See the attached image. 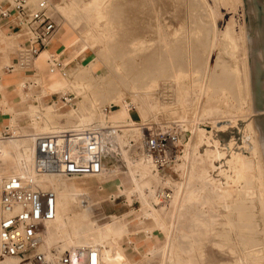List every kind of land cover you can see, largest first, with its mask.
I'll return each instance as SVG.
<instances>
[{
    "label": "rangeland",
    "instance_id": "rangeland-1",
    "mask_svg": "<svg viewBox=\"0 0 264 264\" xmlns=\"http://www.w3.org/2000/svg\"><path fill=\"white\" fill-rule=\"evenodd\" d=\"M90 1L94 3L93 6H90ZM49 2L51 4L52 16L58 22L56 32L64 30L65 36L69 39L78 38V36H80L88 44V48H86L83 54H79L75 61L73 60V62L66 64V75H61L57 71L48 72L45 69H41L38 65L34 66V71L27 69L30 75H23L21 73L23 70L21 69L15 70L14 73L19 74L17 81L21 79L23 82L28 79L34 81L36 77L40 76L48 78L51 75L57 74L55 79L62 80L64 83L62 85L66 87L63 92L71 91L73 93L72 90L75 88L79 90L78 95L75 93L73 94L75 96L74 105L80 106V113L79 111H74L76 109H74V105H63L62 103H60L62 109L61 113L50 110L49 107H51V104H53V102H58L56 94H53L51 95L52 98L47 102L46 99L49 96L43 97L45 99L43 101L41 98L38 99V107H42L45 103H49L48 105L50 106L46 105L42 107L43 109H39L37 112L34 111L37 114H31L32 117L29 124L24 123L28 121L26 115L16 116L18 114H14L15 118L11 120L10 125H16V127H18V136L4 142L0 151V158L3 157L8 165L13 162L16 154L11 147L13 140H22L25 137H30V135L43 130L42 126H51L55 130L81 128L78 122L81 116L89 117L90 122H98L100 120V115L108 116L109 114L110 108L107 112H102L100 111V106L108 104L107 101L111 98V96H108V93H113L112 91L115 85L117 90H114V92L124 94L126 97L128 95L132 96V94H130L132 91H130L124 81L127 72L125 73L126 67L124 65L126 59H123L125 55H122V53L125 52L123 49H126V37H128L127 34L129 33L127 17H129L130 12L127 5L123 3V9H116L117 13L115 9H106L109 0H49ZM142 2L146 10L142 12V16L144 19L148 16L150 20L148 21L147 18V22L146 20L144 21V25L146 24L147 38H149L148 40L156 39L154 41L157 43L161 40L159 43L166 44L164 45V48L167 47L166 49H168L172 43H174L172 46L176 47L178 44L183 45V42L191 49V45L193 47V42H197V40H194L195 36L193 32L196 31V28L207 31L211 27H215L216 29H214L216 32L221 31L226 24L223 19L226 21V18L230 16H222V13L225 11L224 9L232 11L235 29L239 28V30H242L240 50L233 52V55H231L232 45L228 44L226 38L220 39L218 37L217 39H220V42L217 44V48L214 51L211 50L212 52L210 51L208 53L207 59L208 66L211 67L212 64L215 63L214 60H216V57L219 55V62L223 63L225 66L228 65L231 70L234 71L236 78L238 69L241 74H243L246 68L247 74L245 76L249 88L248 102L246 101L242 104L238 101L239 95H237V97L234 95V93L239 94L238 87L235 89L236 85L229 88L231 91L223 89V91H226V94L221 91L224 97L227 96L228 98H224L221 92L218 94L214 93L213 87L211 88V85L208 83V76L211 70L209 71V69L206 68V80L204 79V84L206 85L207 83L206 87L208 92L203 97V100L199 102L197 105L198 107L192 104L187 106L183 105L184 107L179 108L177 113L173 109H159L152 114H148V116H150H147L145 124L160 128L176 127L179 132V144L176 155H179V150L183 146L181 143V135L184 130L181 131L182 129L178 127V116H183L185 118L184 120L188 122V129H190L192 118L194 117L195 120H193L194 122L192 123H195L198 128L206 133L207 139L197 138V130H195L194 134H192L190 144H192V146H198L202 152L206 147L212 146L211 144H216L220 154V157L211 160L214 168L210 170V174L214 179L220 182L223 187L229 190L230 195L224 198H213L212 195H208L205 199L207 214L202 212L192 214L189 212V215L185 217L184 222L181 223V227L184 229L185 233H191L190 227H193L195 223L201 225V227L195 232L198 238H195L196 240L193 246H189L187 240H184V243L181 242L180 248L183 249L180 251L181 258H183L182 264H232L233 260L229 259L230 255H235L237 252L241 253L253 250L256 253L250 258L252 262L254 264H264V126L258 105L251 37L245 0H142ZM85 3L89 4V6H83ZM60 5H63L65 11H67V13L70 12L71 16L78 18L76 25L71 26L69 24L66 13L56 11L54 6ZM147 25H149V27ZM151 27H154V29ZM113 32L115 33L113 34ZM119 35L123 36L120 37ZM154 35L157 37H153ZM5 38H7L6 35H0V39H2L4 44H6L7 40H5ZM11 38H14V35ZM201 38H198L200 45L205 44L207 38H203V36H201ZM9 39L10 38H8L7 41H9ZM181 39L184 40L181 41ZM119 41L124 44L118 43ZM114 43H116V45H114ZM119 45H123L124 47L122 49V46H120L117 52L120 49L121 51L123 50V52L119 51L117 55L115 49H117L116 46L119 47ZM5 46H7V44ZM109 47L111 50H109ZM106 50L109 51V54L115 51L113 52L115 55L110 54L112 58H106L108 57ZM121 55L123 58H121ZM156 55L157 53L155 56ZM155 56L153 57L158 58V55L157 57ZM61 57L62 56H60V58ZM119 57L120 60H116ZM121 59L123 60L121 61ZM82 64H84V66L77 71V74L73 76L70 75ZM122 64L124 66H122ZM1 65L2 64H0V67ZM192 70L195 71L194 69ZM192 70L190 72L176 71V75L171 78L176 80V83H172L174 90L169 88L171 87L169 84H165V86H163L164 94H162L161 87L159 88L160 91L153 95L152 99L166 101L173 99L175 102V100L179 98L178 96L182 90L187 86L191 88V86H193L192 81L199 77L200 74L197 72L193 73ZM216 72H219V70ZM0 74L1 76L3 75L2 69H0ZM116 76H119L117 80ZM177 76H179V78H177ZM120 77H122L123 80ZM97 78H99V80ZM100 79L102 81H100ZM99 82H103L102 86ZM117 82H119L120 85ZM42 83L44 82L42 81ZM117 85L120 87L118 88ZM103 88L108 92L106 91L107 93L105 92L106 94L104 93V95L101 96L104 91ZM38 90L39 87L37 90H34V96L40 95L38 94ZM237 90L238 92H236ZM9 91V87H4V90L0 88V96L3 99L0 108L8 118L12 115L8 110L10 106L15 110L24 109V106L13 105L8 101L6 95ZM228 91H230L231 95L228 94ZM45 93L48 94V91H45ZM188 97L189 95H184L185 99ZM132 99L133 107L131 106L132 108L129 110V115H133L132 118L137 119L138 115L135 109L140 106V101L136 98ZM232 99L235 101H232ZM223 101L225 103L227 102V104L222 103ZM47 107L48 109H46ZM28 112L30 115V111H27V113ZM36 115H38V117H36ZM189 132H191V129ZM187 135H190V133H187ZM17 151L18 149L16 152ZM252 159L257 162L259 167L255 175H251L252 173L248 168L249 171H247V169L245 170V168L243 169L246 164H244V162H248ZM129 161L140 162L146 160H144L139 153H131L125 146H122L118 149L117 157L113 162L107 159L105 172H101L94 176L81 177H64L53 174L45 175L41 178L40 184L42 187H50L54 191L60 189L62 192H60L61 196L66 195V187L70 189L74 187L75 189L79 188V195H77L74 200L68 197L67 201L65 200L70 205L76 206V208L70 209L72 206L68 205L66 206L67 210H65L73 213L71 216L73 222L68 223L69 228L78 229L80 233H83L86 223L82 218V204L85 201L91 200V204L89 205V216L96 222L109 219L108 215L110 214L122 217L124 214L127 215L129 212L135 211L139 206V201L135 199L136 197L134 195H131L129 203L124 193L127 189L124 188L123 191H120L116 180L111 178V176L115 175L121 177ZM198 162L201 163L202 161L199 160ZM168 167L167 165L160 167L158 170L159 174L161 176L176 178L175 172L171 167ZM113 182L116 185L115 192L109 187V184ZM159 188V190H163L161 186H159ZM57 199L58 198L55 197L56 203L58 202ZM223 203L228 204V208H225ZM58 207L59 205H57L56 210L60 212L61 208L59 207V209ZM251 223H253V225L249 227ZM235 224L236 230L233 227ZM255 224L257 227H252ZM173 235L177 236L178 234L174 232ZM238 238H240V240ZM89 240L91 241V239ZM244 240L248 241L245 242ZM178 241L180 240L178 239ZM121 244L126 248L127 252L130 251L127 253V256L136 260L137 264H155L158 260L157 253L148 259H144L137 253L132 254L127 239H123ZM253 244L257 246L255 245L254 247ZM249 246H251V248Z\"/></svg>",
    "mask_w": 264,
    "mask_h": 264
},
{
    "label": "bare ground",
    "instance_id": "bare-ground-1",
    "mask_svg": "<svg viewBox=\"0 0 264 264\" xmlns=\"http://www.w3.org/2000/svg\"><path fill=\"white\" fill-rule=\"evenodd\" d=\"M89 3L90 6L94 5L92 1ZM123 3L127 5V8L130 12L129 17H127V27L129 29V33L127 34L128 37H126V49H123V45H119V47L116 46L117 49L115 50L117 55L118 52L121 51L120 49L117 52L120 46H122V49L125 51L122 53V55H125V57L123 58L121 55V58L126 59L124 64L126 69L124 67L123 68L127 74L126 78H124V81L126 82V85L129 87L130 91H132L130 93L132 96L128 95L126 97L124 94L114 92V90H117V88L116 85L115 87L113 85V93H108V96H111V98H109L107 101L108 104L111 105L109 114L108 116L100 115V120L98 122H103L105 120L111 123L122 122L127 126V128H132V131L136 132L139 129L138 126L140 124L146 123L145 120H147L148 114H152L159 109H173L177 113L179 108L184 107L183 105L187 106L192 104L193 106L198 107L197 105L201 100H203V97L208 92L206 87L207 83L206 85L204 84V79L206 76L205 71L207 70L206 68H208L209 71L211 70V72L208 71L210 73L208 76V83L211 85V88L213 87L212 89L214 93L218 94L219 92L223 91V89L230 90L229 88H232L236 85L235 89L238 87L239 94L234 93V95H236V97L239 95L238 101L242 104H244L246 101H249V88L245 76L247 74L246 68L243 74H241L240 70L238 69L236 78L234 71L231 70L228 65L225 66L223 63L219 62V55L216 57V60H214L215 63H213L211 67L208 66L207 55H209L208 53L211 50L214 51L217 48V44H219L220 39L226 38L228 40V44L232 45L231 55H233V52L240 50L239 47H241L240 38L242 37V30H239V28L235 29L233 25L232 11L224 9L225 11L222 13V16H230L227 17L228 19L226 18V21L221 16V18L226 23L221 31L216 32L215 27H211L207 31L196 28V31L193 32L195 36L194 40H197V42L195 43L193 40V47L191 45V49L187 47L188 45H185V42H183V45L178 44L176 47L172 46V44H174L172 43L169 48L166 49L167 47L164 48V45L166 44L159 43L161 40L157 43L154 41L156 39L148 40L149 38H147L146 24L144 25V21L146 20L147 22V18L148 21L150 20L148 16L145 19L142 16V12L146 11L144 9L142 0H109L106 9H115V11L118 8L123 9ZM83 6L87 7L89 4L85 3ZM54 8L57 12H63L67 14V18L71 26L77 24L78 18L71 16L70 12L67 13L63 5L56 7L54 6ZM147 26L149 27V25ZM152 29H154V27ZM115 32H113V34ZM119 36L122 37L123 35ZM201 36H203V38H207V40L205 39L206 43L201 44L202 46L200 45L198 39L201 38ZM120 37L119 39L121 40ZM153 37H155V35ZM218 37L220 38L219 40L217 39ZM183 40L181 39V41ZM118 43L121 42L119 41ZM114 45H116V43H114ZM114 45L113 47L115 48ZM65 47L67 52L74 51L79 55L85 52L86 48H88V44L80 36H78V38L67 42ZM109 50H111V48ZM123 50L121 52H123ZM44 51H46V49H43L38 53L34 60V66L37 63L38 56ZM106 52L108 57H105L109 58L110 54L112 55L115 51L110 52V54L109 51L106 50ZM156 53L158 58L153 57ZM113 55H115V53ZM157 55L155 57H157ZM118 59L120 60V57L116 60ZM123 59H121V61ZM124 65L122 64V66ZM83 66L84 64L80 65V67H78V69H76L70 75L73 76L74 74H77V71ZM191 70L193 73L197 72L200 75L197 79L192 81L193 86H191V88L187 86L182 90L178 96L179 98L176 99L175 102L173 99H170V101L152 99L153 95L160 91L159 88L161 87L162 94H164L163 86H165V84H169V86H171L169 88L173 89L172 83L176 80L171 78L176 75V71L190 72ZM217 70H219V72H216ZM117 78H119V76H116V80ZM120 78L122 79V77ZM177 78H179V76H177ZM97 79L99 80V78ZM100 81L102 80L100 79ZM45 83L47 82L45 81ZM45 83L43 84L47 88L48 93H58L61 91V83L57 78L52 79L47 84ZM102 83L99 82L101 86ZM117 83L119 84V82ZM119 85H117L118 88L120 87ZM72 91L77 95L79 94V90L76 88ZM106 91L107 90L105 89L101 96L104 95ZM230 91H228V94H230ZM223 92L225 93L226 91ZM236 92H238V90ZM221 94L224 97L222 92ZM184 95H189V97L185 99ZM132 98H136L140 101V106L135 109L138 115L137 119H133V115L130 117L127 110L129 105L133 107ZM224 98L228 97L226 96ZM224 101L222 103H225ZM232 101L235 100L232 99ZM53 104L54 105L49 107V109L53 112H56L57 103ZM225 104H227V102ZM74 106V109L76 108L74 111L78 112L80 106ZM46 109H48V107ZM34 114L37 113L33 111V115ZM36 117H38V115H36ZM178 118V127L182 129L181 131L184 130L183 134L181 135V143L183 146L180 144L182 148L179 150V155H175L174 159L166 164L169 166L168 168L171 167V169L175 172L176 178H172L170 176H161L158 171L159 168H153L147 161H129L127 163L126 170L122 172L123 174L121 177L115 175L111 176V178L116 180L119 187L118 189L120 191H123L124 188L127 189L124 192L127 201L130 203L131 195H134L136 197L135 199H138L139 201V206L135 211L131 213L129 212L127 215L124 214L122 217L110 214L108 215L109 219L102 222H96L89 216V205L91 204V200L87 202L85 201L82 204V218L86 223L83 233H80L78 229L69 228L68 223L73 222V220H71L73 213L66 211V206L68 205L72 206L70 209L76 208V206L70 205L66 201L67 197L71 200H74V198L79 195V188L75 189L74 187L70 189L69 187H66L65 190L67 193L64 196H61L60 189H56L55 197L58 198V202H55V204L56 207L59 205L61 209L59 207L58 208L61 211L59 212L56 210L54 217L44 224L43 239L45 246L56 244L60 247H67L70 245L83 243L95 244L97 245L99 252L100 264H137L136 260H133L127 256L125 248L121 244L123 239H127L131 249L135 253L140 254L144 259L151 258L157 253L158 260L155 264H182L183 258H181L180 251L183 249L180 248L181 242L184 243V240H187V244H189V246H193L195 240L198 238L197 235H195V232L199 227H201V225H197L195 223L193 227H190L191 233H185L184 229L181 227V223L184 222L185 217L189 215V212L192 214L196 212L207 214L205 199L208 195H212L213 198H224L225 196H229L230 192L210 174V170L214 168L211 160L220 157L219 151L217 150V145L211 144L212 146L206 147L203 152L198 148V146H192V144H190V140L195 130H197V138L200 139H207L206 133H204L202 129L198 128L195 123H192L194 122L193 120H195L194 117L192 118L190 126L191 132H189L190 129H188V122L184 120L185 118L183 116H178ZM78 122L80 123L79 127H83L90 122V119L89 117L81 116L78 119ZM42 129L43 130L40 129L41 131L39 130L41 133L57 131L51 126H42ZM187 133H190V135H187ZM7 140L8 139H0V151L2 144ZM122 142L123 140L120 138V145H122ZM11 147L16 153L14 160L8 165L3 157H1L0 174H5L9 173L10 171H16L20 169V167H22L21 162H23V167L25 169H29V164L33 155L32 135H30V137H25L22 140H13ZM17 149L18 151L16 152ZM199 160L202 162L199 163ZM244 164L245 167H243V169L245 168L246 170L248 168L252 173L250 174L255 175V172L259 168L257 162L252 159L248 162L245 161ZM248 169L247 171H249ZM159 186H161V189L164 187L167 188V198L162 199L156 195V190L160 189ZM223 204L225 208H228V204ZM251 225H253V223H251L249 227ZM255 226L256 224L252 227ZM233 227L236 230V224L235 226L233 225ZM174 232H177L178 235L174 236ZM89 239H91V241ZM178 239L180 241H178ZM238 239L240 240V238ZM244 241L247 242L248 240ZM253 245L255 247L256 244ZM249 247L251 248V246ZM255 253L256 252L254 250L249 252L244 251L241 253L237 252L235 255H230L229 259L233 260L232 264H254L250 258ZM14 263L15 260L11 257H5L4 259L0 260V264Z\"/></svg>",
    "mask_w": 264,
    "mask_h": 264
},
{
    "label": "built area",
    "instance_id": "built-area-1",
    "mask_svg": "<svg viewBox=\"0 0 264 264\" xmlns=\"http://www.w3.org/2000/svg\"><path fill=\"white\" fill-rule=\"evenodd\" d=\"M0 2V17L8 18L22 40L15 45L11 62L3 65L6 72L34 71V60L46 49L58 28L52 16L49 0H4ZM45 70L66 75V64L54 51L45 57ZM35 81L23 82L26 88ZM63 105H74L71 91L54 93ZM110 104L101 105L106 112ZM132 107L128 106V111ZM134 132L120 123L92 121L81 128L32 134L33 155L29 169L21 162L20 169L0 174V260L11 257L14 264H100L97 245L83 243L60 247L45 246L44 224L56 212L55 191L40 185L45 175L64 177L94 176L105 172L106 161L117 157L125 146L140 154L153 168L171 162L178 150L179 132L176 127L160 128L140 124ZM16 125L5 123L0 139L18 136ZM122 139L120 145L119 139ZM166 189V190H165ZM165 190V191H163ZM156 190L159 198H167V188ZM84 202V201H82Z\"/></svg>",
    "mask_w": 264,
    "mask_h": 264
},
{
    "label": "crops",
    "instance_id": "crops-1",
    "mask_svg": "<svg viewBox=\"0 0 264 264\" xmlns=\"http://www.w3.org/2000/svg\"><path fill=\"white\" fill-rule=\"evenodd\" d=\"M0 2L5 3L4 0H0ZM4 33V34H3ZM0 35L4 36L6 35L7 38H5V40L8 38L9 41L6 40V44L7 46H5L6 44H4L2 42V39H0V64L1 67L0 69H2L3 75L1 76L0 74V88L2 90H4V87H9V92H7V99L9 102H11V104H15V105H20V106H24V109L21 110H15L13 107H9V111L12 113L11 117L8 118V116H6L1 108H0V128L6 123L8 122V124H11V120H13L15 118L14 114H18L16 116L19 115H26L28 117V121L24 122L26 124H29V121H31V114H33V111L37 110H41L43 109V106L48 105L49 103H45L42 107H38V99L41 98L42 101L45 100L43 97L45 96H49L46 99V102L49 101L52 97L51 95H53L54 93H48L46 94L45 91H47V88L44 86V84L42 83V81L45 83V81L48 83L50 82L52 79H54L55 77H57V74L51 75L48 78L42 77L40 75V77H36L35 84H30L28 85L26 88H22V84L23 81H21V79H18L19 74L18 73H14V71H9L6 72L3 70V65L7 64L9 62H11L14 58L15 55V45L17 42L22 40V35L18 34V32L16 31V28L12 26V22L10 21V17L8 18H4V17H0ZM14 35V38H11ZM73 39H69L68 37L65 36V31H58L56 32L53 37L49 40V42L47 43V47H46V51H44L47 55L48 51H54V54L56 55H60L62 56V62L64 64H68L70 62H73V60H76V57L78 56V53L76 54L74 51H68L65 47L66 43L74 40ZM14 44V45H13ZM42 52L37 59V63L36 65H38L41 69H45V53ZM6 62V63H4ZM20 73V72H19ZM23 75H30L29 71L27 70H23L21 72ZM20 73V74H21ZM28 80H32V79H28ZM27 80V81H28ZM61 83V91L63 92L64 89H66V87L62 84L63 81L58 79ZM45 83V84H47ZM39 87L38 90V95L34 96V90H37V88ZM59 93V92H58ZM17 97V99H16ZM18 100V102H17ZM58 102H53V103H57V111L58 113L62 112V109L60 107V101L57 99ZM3 103V99L0 96V104ZM54 104H51V106H53ZM50 106V105H48ZM27 111H30V115L29 113H27ZM129 113V111H128ZM131 117V116H130ZM31 126V125H30ZM115 183L113 182L112 184H109V187H111L112 191L115 192ZM103 188V187H102ZM104 189V188H103ZM125 248V247H124ZM131 250L132 254H135V252L131 249V246L129 247ZM126 251V248H125ZM130 252V251H128ZM126 251V253H128Z\"/></svg>",
    "mask_w": 264,
    "mask_h": 264
},
{
    "label": "water",
    "instance_id": "water-1",
    "mask_svg": "<svg viewBox=\"0 0 264 264\" xmlns=\"http://www.w3.org/2000/svg\"><path fill=\"white\" fill-rule=\"evenodd\" d=\"M259 111L264 126V0H245Z\"/></svg>",
    "mask_w": 264,
    "mask_h": 264
}]
</instances>
